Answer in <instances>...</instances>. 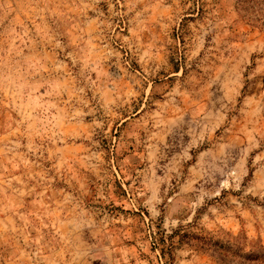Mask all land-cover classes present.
<instances>
[{
	"label": "rangeland",
	"instance_id": "374dc122",
	"mask_svg": "<svg viewBox=\"0 0 264 264\" xmlns=\"http://www.w3.org/2000/svg\"><path fill=\"white\" fill-rule=\"evenodd\" d=\"M0 264H264V0H0Z\"/></svg>",
	"mask_w": 264,
	"mask_h": 264
}]
</instances>
